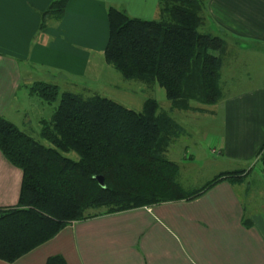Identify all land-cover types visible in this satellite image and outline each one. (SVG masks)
<instances>
[{"label": "crops", "instance_id": "1", "mask_svg": "<svg viewBox=\"0 0 264 264\" xmlns=\"http://www.w3.org/2000/svg\"><path fill=\"white\" fill-rule=\"evenodd\" d=\"M52 1L0 0V116L13 124L26 116L34 82L84 96L108 97L120 88V74L104 59L110 6L159 18L158 0H69L62 20L41 27ZM205 1L215 27L264 42V0ZM189 112L192 123L215 119L213 132L203 134L205 147L233 163L231 171L250 170L244 183L223 181L191 200L73 222L14 263L0 264H45L56 255L67 264H264V172L252 167L264 143V85ZM193 148L186 147L185 159L194 157ZM21 182V170L0 152V207L17 204Z\"/></svg>", "mask_w": 264, "mask_h": 264}, {"label": "trees", "instance_id": "2", "mask_svg": "<svg viewBox=\"0 0 264 264\" xmlns=\"http://www.w3.org/2000/svg\"><path fill=\"white\" fill-rule=\"evenodd\" d=\"M68 1L53 0L40 14L41 27L62 20ZM158 12V20L143 19L110 6L105 62L124 80L146 83L151 94L156 86L163 89L171 110L203 112L224 96L225 42L200 31L207 23L205 0H158ZM29 92L56 106L50 119L41 120L40 135L49 146L0 116V152L22 172L17 204L0 207L3 262L14 263L73 222L191 200L223 181L242 184L250 171H225L199 188L184 189L178 164L166 156L184 130L154 95L136 111L43 81ZM257 158L264 172V143ZM45 264L67 262L56 255Z\"/></svg>", "mask_w": 264, "mask_h": 264}, {"label": "rangeland", "instance_id": "3", "mask_svg": "<svg viewBox=\"0 0 264 264\" xmlns=\"http://www.w3.org/2000/svg\"><path fill=\"white\" fill-rule=\"evenodd\" d=\"M206 18V26L202 27L200 31L217 35L225 42L226 51L224 53L220 82L223 94L230 95L264 85V42L260 40L247 41L235 36L232 37L227 31L215 27L207 15ZM155 19L158 20L159 18ZM123 80L121 77V86L114 94L105 92L104 95H109L108 97L114 101L136 111H141L144 101L154 95V97L159 98L158 101L161 108L170 113L186 133H188L189 129H194L193 134L186 135L184 132L178 140L174 141L170 146V151L166 155L168 159L178 164L179 181L184 189L194 190L206 183L213 175L237 169L236 166H233V163L218 157V154H214L210 149L205 147L203 134L204 132H213L216 126V121H213L215 119L206 117L207 121L199 119L202 122L192 123L189 121L191 112L178 109L171 110L170 103L166 100L165 94L158 93L159 91L164 92L163 89H158L156 86L154 93L151 94L152 92L146 83L139 80ZM89 82L94 83L95 80ZM61 88L64 89L63 86ZM87 96H90V94H87ZM25 105L28 109L25 112L26 116L13 118L15 126L43 145L49 146L50 144L40 135L42 128L41 120L50 119L56 104H45L41 99L34 96L31 98L30 103ZM188 145L194 147V157L192 159H185L184 157ZM65 155L75 160L78 159V155L75 152H69ZM261 166V161L257 158L252 167L257 170ZM259 198H264V192L259 194Z\"/></svg>", "mask_w": 264, "mask_h": 264}, {"label": "water", "instance_id": "4", "mask_svg": "<svg viewBox=\"0 0 264 264\" xmlns=\"http://www.w3.org/2000/svg\"><path fill=\"white\" fill-rule=\"evenodd\" d=\"M97 181L99 182V184L101 186H104V181H103V177L102 176L97 177Z\"/></svg>", "mask_w": 264, "mask_h": 264}]
</instances>
